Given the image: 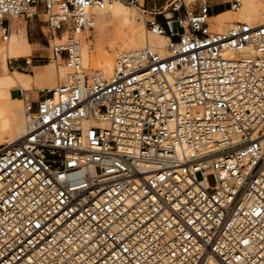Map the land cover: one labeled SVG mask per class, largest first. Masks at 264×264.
<instances>
[{
  "label": "built area",
  "instance_id": "2783aa9c",
  "mask_svg": "<svg viewBox=\"0 0 264 264\" xmlns=\"http://www.w3.org/2000/svg\"><path fill=\"white\" fill-rule=\"evenodd\" d=\"M112 1L0 0V40L33 12L70 71L0 147V264H264V23L213 30L224 0H122L167 54L89 74L80 36Z\"/></svg>",
  "mask_w": 264,
  "mask_h": 264
},
{
  "label": "bare ground",
  "instance_id": "6f19581e",
  "mask_svg": "<svg viewBox=\"0 0 264 264\" xmlns=\"http://www.w3.org/2000/svg\"><path fill=\"white\" fill-rule=\"evenodd\" d=\"M135 7V6H133ZM136 8V7H135ZM231 9V8H230ZM138 10V9H137ZM234 13L231 16L228 10H224L212 18L217 20V26L213 30H224L236 22H247L250 24H261L264 23V0H241V6L236 11L231 9ZM111 14L113 22L117 25L115 28V36L107 41L97 45L96 51H90L86 44H81V37H92L98 32L99 28L103 25V17L105 12ZM232 14V13H231ZM34 13L31 12L26 18H32ZM40 16H43L40 14ZM17 17L10 20V33H11V21L19 19ZM43 19V18H41ZM95 27L91 32H88L80 36L79 43V59L83 68H85L89 74H98L99 76L108 77L114 68L115 55L119 51H133L138 48L148 46L161 55L165 56L167 54L166 46L169 41L167 36L155 35L147 31L145 24L141 25L136 22L135 13L132 8L123 3L122 0H113L108 3L103 10H98L94 15ZM214 22V21H213ZM141 23V22H140ZM106 25V24H105ZM104 27V25L102 26ZM10 33L6 41L0 40V147L2 145H11L19 138H21L25 133V120L26 111L25 105L23 108L24 114L22 113V97H12L11 90H25L34 87V80L32 75L21 73L18 71L9 72L7 68V58L26 56L30 53H34L35 50L30 45L25 37H21L19 43L15 45L14 42L7 44V46L1 43H9ZM120 38L119 41L116 39ZM13 39V38H11ZM51 40H57L55 37ZM64 40V38H63ZM11 41V40H10ZM82 45V46H81ZM116 46L121 48L115 50L113 53V58L110 53V47ZM49 47V46H48ZM50 49V48H49ZM50 56V52H49ZM88 60L95 66L92 67L88 64ZM48 65H52L54 71L56 72V67L61 71L60 74L65 76V70L67 71L66 79L70 71L66 68L63 59H58L57 62H47ZM52 69L50 66H48ZM34 68V67H33ZM39 68L35 67L33 70L37 71ZM52 69V70H53ZM64 69V71H62ZM33 71V72H34ZM39 71V70H38ZM38 74V73H37ZM59 74V73H58ZM61 77V80L62 78ZM51 79V78H49ZM65 79V77H64ZM63 79V80H64ZM65 79V80H66ZM58 80L55 78V81ZM64 80V81H65ZM53 81V80H52ZM64 81H58L56 85L63 83ZM56 85H53V89ZM21 94V92H20ZM25 101V100H24ZM23 114V115H22ZM24 119V120H21ZM94 124L92 121L84 122L85 126ZM206 264H222L219 260L215 258H210Z\"/></svg>",
  "mask_w": 264,
  "mask_h": 264
},
{
  "label": "rangeland",
  "instance_id": "374dc122",
  "mask_svg": "<svg viewBox=\"0 0 264 264\" xmlns=\"http://www.w3.org/2000/svg\"><path fill=\"white\" fill-rule=\"evenodd\" d=\"M210 1L212 3H214V4L219 2V0H210ZM226 2H227V0H224L220 4L226 5L228 11L230 12V15L232 16L234 12L230 9V7L228 6V4ZM139 3L141 4L142 0H140ZM124 4H126V3H124ZM126 5L130 6L132 8V10L134 11L136 22L141 24V25H144V21L140 17L137 8H135V7H133L132 5H129V4H126ZM37 18L41 19V18H44V17L39 15V16H37ZM209 20L211 22V28L212 29L215 28L217 26V20H215V18L211 19V17H210ZM102 21H103L102 23H103L104 27H102L103 26L102 25L99 28L98 32L93 36V38L92 37L88 38L86 36H82L81 37V44L82 45L86 44L90 51L95 52L96 48H97V45H100L102 43H106L107 41L111 40L115 36V28H117V25L113 22L111 14L108 13V11L105 12V15H104ZM11 25H12L11 26V32L16 31L19 28L21 29V27H24V29L27 32V37H28L29 42L30 43H34L35 47H39V50L34 51L33 56L31 57V63H30L29 66H27L25 64V59L24 58H18V59H9L8 60V68L11 69V70H13V68H17L19 71L25 72V74L26 73L27 74H31L30 70H31V67L33 65H41L42 64V65L50 66L53 69V66L52 65H48L47 64L48 61L45 59V57L47 55V52H48V44H47L46 39H50L49 33L47 31V28L45 26H42V24H39L37 22L36 18L32 17V18L28 19V18H26V16L21 17V18L16 19V20H12L11 21ZM13 34H16V32L15 33L13 32ZM10 40H9V43L7 42V43L3 44V42H2L1 44L5 45V46H7V44L10 45V43L14 42V39L10 38ZM116 40L119 41L120 38H118ZM55 42H57V40H50L51 44L55 43ZM119 49H121V48H117L116 46L110 47V53H111L112 58L114 56L113 53L115 52V50H119ZM92 63H91L90 60H88V64L90 66H92V67H95L93 65L94 63L93 64ZM16 70H13V71L9 70V72L11 73V72H14ZM53 70L44 69V70L39 72V76L42 79H45V80H47L49 78L52 79L53 77H55L56 79H58V80H56V82H58V81L62 82V81H64L66 79V75H67V71L66 70H65L66 74L64 76L65 79H64L63 75L60 74L61 71L59 70L58 67H56V72L53 71ZM62 71H64V69ZM61 77H63L62 80H61ZM54 85H56V83ZM34 86H36V85L34 84ZM33 89H34V87H33ZM25 90H28V89H25ZM11 91H12L11 95L14 98L15 97H19L21 95L15 89H12ZM34 92H36V95H34L32 92L29 95H33V96L43 95V93H41L37 89H35ZM28 100H30L29 97L23 102V104L21 106L23 114H24V111H23L24 104ZM21 120H24V119H21ZM207 181H208V183L210 185L214 184V182H215L214 177L212 175L207 176Z\"/></svg>",
  "mask_w": 264,
  "mask_h": 264
},
{
  "label": "crops",
  "instance_id": "0c3cea01",
  "mask_svg": "<svg viewBox=\"0 0 264 264\" xmlns=\"http://www.w3.org/2000/svg\"><path fill=\"white\" fill-rule=\"evenodd\" d=\"M224 10H228L227 9V6L226 5H223V4H218V5H216V6H214L213 7V9H212V15H216V14H218V13H220V12H223ZM12 26V25H11ZM13 32L15 33L16 32V34H13ZM13 32H11L10 33V38H13L14 39V44L15 45H13L12 47L14 48L15 46H16V44L17 43H19V41H20V39H21V37H25L26 39H27V41H28V43L30 44V45H32V47L34 48L33 50H35V51H37V50H39V47H35V45H34V43H30L29 42V40H28V37H27V32H26V30L24 29V27H21V29L19 28V29H17L16 31H13ZM49 52H50V49H49V47H48V52H47V55L46 56H48L49 55ZM33 56V53H30L29 55H26V56H17V57H8L7 58V68H8V60L9 59H18V58H24V59H27V61L29 62V63H31V57ZM36 67H38L39 69V71L37 70H33L34 68ZM9 69V68H8ZM17 68H13V70H16ZM44 69H47V70H52V69H50L48 66H46V65H33L32 67H31V74H29V75H32V77H33V80H34V83H35V85L36 86H34V89L33 88H31V89H28V90H18V89H15V90H17L18 92H19V94H20V92H21V97H22V99H23V102H24V100H26L28 97H29V99H30V101H32V102H35V101H37L38 100V97L39 96H33V95H29L31 92L34 94V95H36V92H34V90L35 89H37V90H41V89H48V88H52L53 87V85L55 84V83H57L56 81H55V77H53L52 79H47V80H45V79H42L40 76H39V72L40 71H42V70H44ZM10 71H13V70H11V69H9ZM16 71H18V72H21V73H25V72H22V71H19L18 69L16 70ZM34 71V72H33ZM54 71V70H53ZM38 73V74H37ZM27 74V73H26ZM53 80V81H52ZM11 94H12V91H11ZM19 96V97H20Z\"/></svg>",
  "mask_w": 264,
  "mask_h": 264
}]
</instances>
